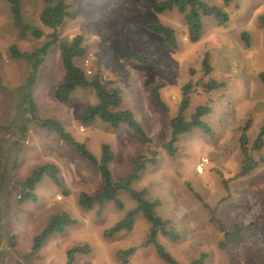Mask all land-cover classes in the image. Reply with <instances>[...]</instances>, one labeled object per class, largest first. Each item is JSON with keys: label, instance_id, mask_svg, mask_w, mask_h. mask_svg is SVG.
Returning a JSON list of instances; mask_svg holds the SVG:
<instances>
[{"label": "rangeland", "instance_id": "rangeland-1", "mask_svg": "<svg viewBox=\"0 0 264 264\" xmlns=\"http://www.w3.org/2000/svg\"><path fill=\"white\" fill-rule=\"evenodd\" d=\"M25 20L40 26L44 35L35 39L19 37L12 24L8 4L0 0V264H64L66 251L87 245V253H75L72 264H166L156 255L153 245L142 246L148 224L137 214L130 230L110 237L104 230L119 221L134 206L123 191L118 197L123 208L106 202L84 209L78 204L80 192L92 194L102 186L98 170L62 141L48 126L27 123L24 140H20L23 105L20 85L26 72L22 59L7 53L10 44L21 51L32 50L49 38L51 30L42 27L37 16L42 0H20ZM73 18L57 29L60 38L81 35L85 53L76 59L87 75L98 71L106 81L114 82L122 94L120 108L129 109L147 138L131 131L125 123L113 128L94 119L80 123L78 115L96 102L92 89H75L67 102H57L53 88L63 78L57 44L38 68L33 97L35 116L57 120L65 132L99 159L101 144H108L112 160L108 167L113 180L127 176L133 160L155 154L132 187L146 190L148 200H159L157 214L169 220L177 233L175 240L158 234L157 240L178 262L187 264L205 253L204 264H264V145L253 152L256 168L237 176L241 153L239 127L250 119L246 131L249 144L264 120V0H204L227 13L218 24L213 16L201 18L198 41L187 39L186 24L175 9L156 13L152 6L160 0H65ZM132 21H148L173 28L177 46H165L161 38ZM247 36L248 44L242 39ZM146 57L145 62L126 59L128 50ZM207 53L211 70L201 65ZM221 83L206 90L209 81ZM160 84L159 96L166 105L162 110L154 102L151 88ZM187 88L189 118L198 105L210 112L203 120L210 128L206 133L193 129L180 134L172 156L161 144L170 136L169 120L178 111ZM207 163L202 173L196 171L200 158ZM54 164L62 186L44 175L34 187L36 199L17 203L20 182L31 171L44 164ZM66 190V193H64ZM65 212L76 223L56 232L34 254L28 256L32 238L54 215ZM219 219L228 232L239 227L235 236L223 232L211 217ZM134 247L124 260L119 250Z\"/></svg>", "mask_w": 264, "mask_h": 264}, {"label": "trees", "instance_id": "trees-1", "mask_svg": "<svg viewBox=\"0 0 264 264\" xmlns=\"http://www.w3.org/2000/svg\"><path fill=\"white\" fill-rule=\"evenodd\" d=\"M232 0H222L224 5H227ZM9 6L12 24L19 37H32L39 39L44 35L40 26H36L29 21L25 20L20 0H5ZM43 6L37 16V20L42 27L51 30L46 34L49 38L40 46L28 50L21 51L15 44H10L7 48V53L11 58L22 59L26 63V72L23 81L20 85L21 100L23 105L22 124L20 125V140H24L27 132V123L32 120L38 126L51 127L59 136V138L71 145L77 153L94 166L100 173L102 179V186L99 190L92 194L80 192L78 196V204L84 209H90L94 204L98 206L96 214H99L100 208L106 202H112L118 208H123V203L118 197V192L123 191L128 197L134 201V206L128 209L124 216L117 221L114 225L104 230V236L110 237L121 230H130L133 225L134 218L137 214H141L143 219L148 224L147 233L142 246L149 244L153 245L156 255L166 264H182L175 260L168 251L157 240V235L161 234L170 240L177 238L176 231L169 226V220L161 218L156 208L159 205V200L153 201L146 198V190L144 188L137 190L132 187V183L137 180L148 164L155 163V154L150 152V156H140L133 160V165L130 173L118 180H113L111 171L108 167L109 162L112 160V151L108 144H101V154L97 159L85 146L84 143L76 141L69 133L65 132L61 124L51 118L40 119L35 116L36 104L33 97V89L36 82V75L38 68L46 57L49 47L52 44H57L59 48L61 65L64 71L62 81L53 88V97L57 102L65 103L68 101L71 93L77 89H92L96 96V102L93 105L87 106L78 115L80 123H88L94 119H99L102 122L110 124L113 128L118 127L121 123H125L127 127L135 134L142 138H147L141 124L136 121L129 109H122L121 89L112 81H106L102 78L101 74L96 71L92 75H87L85 70L76 64V59L82 57L85 53V46L81 35H75L73 38L67 40L60 38L57 34V29L62 25L63 21L68 18H73L70 13V5L65 0H42ZM152 9L156 13L171 11L175 9L181 14L187 28V39L190 42L198 41L202 32L203 16L211 15L218 24L224 23L228 15L215 5H209L204 0H160L153 4ZM264 20V17H263ZM133 24L142 26L145 30L157 35L161 38L163 44L169 48L177 46L175 33L172 27L156 22L148 21H132ZM242 39L245 44L247 36L242 33ZM134 59L139 62H145L146 57L138 54L132 50H128L126 59ZM204 73H209L211 67L208 61V55L205 53L201 61ZM264 80V75H260ZM188 83L182 87L183 97L178 107L177 114L169 120L170 136L168 140L161 144L167 154L172 156L176 149V142L180 134L188 133L193 129H200L203 132L209 133L210 128L203 120V117L210 112L207 105H198L194 108L189 118L186 119L184 112L188 106L187 88ZM222 85L216 81H209L203 86L206 90H212ZM160 84L153 85L151 93L154 102L162 110L166 111L167 107L159 96ZM250 126V119L239 127V148L241 153V160L237 176H244L251 170L256 168L262 161V158L255 160L253 152L259 151L264 145V120L258 129L254 139L249 144L246 131ZM7 126H1L0 129H6ZM58 168L51 163L34 168L31 173L20 182V195L17 198V203L21 204L25 200H35L34 193L35 185L40 182L44 175L50 177L52 182L58 186H62L61 180L58 176ZM66 193V190H64ZM211 220L223 232V237L226 239L230 236H235L239 231L237 226L234 231L228 232L224 224L216 217H211ZM75 219L69 217L65 212L54 214L45 225V227L33 236L28 256L37 252L42 245L56 232H62L65 227L75 224ZM238 231V232H237ZM134 247L126 250H119L117 255L124 260L126 255L132 254ZM87 245L72 246L66 251V261L64 264H72L74 261L75 253H87ZM205 253L192 259L187 264H204Z\"/></svg>", "mask_w": 264, "mask_h": 264}, {"label": "built area", "instance_id": "built-area-1", "mask_svg": "<svg viewBox=\"0 0 264 264\" xmlns=\"http://www.w3.org/2000/svg\"><path fill=\"white\" fill-rule=\"evenodd\" d=\"M207 163V159L205 157L200 158L199 162L196 165V171L198 173H202L204 170V165Z\"/></svg>", "mask_w": 264, "mask_h": 264}]
</instances>
